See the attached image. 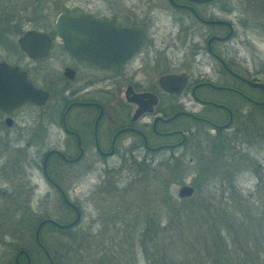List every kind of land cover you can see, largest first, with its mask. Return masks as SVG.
I'll list each match as a JSON object with an SVG mask.
<instances>
[{"label": "flooded vegetation", "instance_id": "obj_1", "mask_svg": "<svg viewBox=\"0 0 264 264\" xmlns=\"http://www.w3.org/2000/svg\"><path fill=\"white\" fill-rule=\"evenodd\" d=\"M124 1L132 2L114 0L108 16L92 15L83 10L58 12L108 22L114 30L120 31L115 45L117 61L106 64L76 57L65 48L54 27L58 13L53 21L48 13V21L41 27L36 18L18 16L21 6H17L15 0L11 11L7 6L0 8V63L7 66L0 67V143L13 153L12 161L8 158L6 164L0 163V174L8 184L16 180L11 189L7 188V195L14 196L16 201L21 199L22 210L31 209L34 204L37 163L32 148L40 116L37 114L46 106L48 146L54 145L56 148L51 149H58L67 160L51 154L46 160V175L42 171V159L40 171L64 205L60 191L70 200L68 188L50 172L49 163L53 158L66 165L87 160L89 164H101V170L110 174L121 170L154 172L157 169L154 164L183 163L186 155L196 154L201 142L192 143L191 139L200 130L206 135V128L212 129L214 134L220 131L233 139L242 137L245 127L258 125L259 118L255 117L264 111V105L253 102L262 100L264 93L240 78L250 82L264 81H261L259 68L249 65L254 56L247 60L237 55L236 48L247 46L251 54L256 53L249 35L257 37L261 29L264 30V0H247L255 3V14L234 10L229 0H221L220 10L217 9L218 0H167L171 13L156 12L159 17H166L163 22L155 13L140 11L136 14L131 8L120 6ZM139 1L148 3V0ZM244 3V0L237 1L238 6ZM176 4L189 6L195 13ZM176 12L182 17H176ZM129 28H134L135 33L128 34ZM29 31L46 36V50H42L43 41L36 36L25 41L29 52L21 48L22 38ZM198 33L205 35L203 45L194 39ZM137 36L138 43L132 50ZM212 36L219 38L208 42ZM188 55L193 57L192 62L196 56L211 58L217 66L214 75L194 77L191 70L180 69L181 61L188 59ZM20 72L33 88L46 92L42 104H18ZM180 74L184 84L175 91L178 80L175 76ZM7 75L12 78V84L5 79ZM169 75L173 78L161 81ZM209 91L222 93V96L218 98ZM207 108L221 115L212 116ZM55 111L59 112L56 127L51 122V114ZM222 125L226 126L217 127ZM50 134L55 135V144L49 141ZM20 151L22 156L16 158L15 153ZM191 160L189 156L188 161ZM19 185L24 187V192L18 190ZM73 203L81 214L79 204ZM19 206L16 202V208Z\"/></svg>", "mask_w": 264, "mask_h": 264}, {"label": "rangeland", "instance_id": "obj_2", "mask_svg": "<svg viewBox=\"0 0 264 264\" xmlns=\"http://www.w3.org/2000/svg\"><path fill=\"white\" fill-rule=\"evenodd\" d=\"M15 1L19 3H17V6H21L18 16L36 18V20H38V25L41 27H44V24L47 23L48 13H50L51 21L54 20L55 15L59 11L66 9L72 12L83 10L92 15L108 16L111 11L110 7L114 3V0ZM232 1L234 2L231 3V0H229V4L234 6V10L255 14V3L253 1L248 2L244 0V6H238V0ZM220 3L221 0H218V10H220ZM13 4L14 0H4L0 3V8L3 9L7 6L6 9L11 11ZM163 4H165V6H163ZM124 5L129 9L131 8L130 11L136 14L140 11H147L149 13H155L154 15L156 17H159L156 12L171 13L172 11V9L167 6V0H148V3L132 0L131 3H129V1H124L120 4V6L123 7ZM260 10L262 11V8ZM175 16L182 17V14L176 12ZM159 18L160 21L163 22L165 21L163 18L166 17L162 18V16H160ZM1 22L5 23L3 20H1ZM195 36L194 39L203 45L205 35L198 33ZM249 37L255 43L256 53H252V55L248 50L249 47L245 46L236 48L237 55L243 56L247 60L252 59L254 56L253 62H249V65L259 68L261 72V81H264V30L261 29L257 37L252 35H249ZM257 40L259 42H256ZM181 54L183 56V51ZM188 57V59L181 61L180 69L191 70L194 77L209 78L214 75L213 72L217 69V66L211 58L206 55L196 56V60L192 62L193 57L191 55H188ZM209 92L210 94H215L218 98L222 96V93ZM207 110L209 113H212V116L219 117L221 115L219 111L212 108H207ZM37 115L40 116L36 123L35 147L32 148L37 163L35 173L37 190L34 196V204L31 205V209L22 210L21 199L20 201H16L15 198H13L14 196L8 197V190L11 189L10 186H12L13 182L15 183L16 180L12 179L9 182L10 184H8L3 175L0 174L2 175V177L0 176V264H12L15 252L21 248H28L31 251L32 264H47L43 256L34 248L32 236L33 226H35L39 219L46 216L60 221L61 223L68 222L73 217V214L62 203L57 193L51 189L42 178L40 171L42 155L48 149L56 147H53L54 145L48 146V107L46 106L42 111H38ZM51 115V122L56 127L59 124V112H52ZM255 116L256 114L253 117ZM255 119L259 120L257 127L254 129L252 127H245L242 137L235 138L236 144L233 145V148L230 150L227 149L224 152V156L227 157V159L230 157L236 158V165L234 166V169L238 166L237 173L234 176L236 187L240 190V194L247 198V202L251 203L250 209L252 210H254V207H258L256 204H253V201L257 203V198H262V187L260 191H256L255 187L257 183H259L258 175H255L251 169L259 162L264 166V111L260 112ZM206 131L207 135L200 130L197 135L191 139L192 143L197 140L202 143L201 146L202 148L204 147L202 151L206 150L207 146H204L205 143L210 141L214 136V131L212 129L206 128ZM54 140H56L55 135L50 134L49 141L55 144L56 142ZM247 141L250 142L248 143ZM199 150L200 149H197L196 151ZM72 151H75V149H72ZM188 151L190 150L188 149ZM21 152L22 151L15 153V157L22 156ZM207 152L208 151H206L204 159L198 158L196 154L186 155L179 172L175 171V177L169 180L166 179V176L170 174L169 170L172 168L173 162L163 163V165L154 164L153 167L157 168L154 172L145 170L142 171V173H136L135 170H128L126 172L121 170L116 174H110L109 172L106 173L104 170H101V164H89L87 160H83L74 165H66L58 159L53 158L49 163V168L55 178L61 184L67 186L70 200L79 204V207L82 209L80 221L73 228L72 234H77L92 243H97L101 240H105V238L102 237L105 236V234L112 237L114 240H118L127 232L128 234L132 232L137 237L145 221L163 226L167 221V215H173V208L175 209L179 205L180 198L177 196L179 186L183 183H189L193 186V194H195V187L191 184V179L195 175L198 166L200 167L204 163L206 167L209 165V162H207L209 158ZM12 154V151H7V149L3 148V144L0 143V163L4 161L3 164H6L8 158L12 161ZM189 156H192L191 161H188ZM109 164L111 165V163ZM206 172H208V170H206ZM208 173L215 175L213 172ZM4 176L6 177V175ZM180 176L182 177V183H179ZM166 181H168L167 188L164 187ZM5 182L7 185H4ZM213 185L214 183H209L207 187L200 188V193L198 195L195 194L197 196L189 203L190 206H192L191 209L194 208L196 204L199 203L198 206H200L201 203H203H200L198 196L206 199V195L213 193ZM17 188L21 190V192H24V187L22 185H19ZM47 192L49 193L48 197L46 196ZM214 194L218 199L219 193ZM11 199L20 203V206L16 208V202ZM206 228L207 226L198 227V224L195 223V226L192 227L191 236L200 235L199 229L205 230ZM115 230L118 231L116 232ZM219 230L223 235L225 234V228L223 226H220ZM187 233L189 234V231H187ZM42 235L43 240L52 248L57 247V245L65 241L59 238L56 232L49 228H44ZM246 240L252 243L253 236L246 237ZM227 243L228 246L231 247L230 240H228ZM136 259V264H145L139 253Z\"/></svg>", "mask_w": 264, "mask_h": 264}, {"label": "trees", "instance_id": "obj_3", "mask_svg": "<svg viewBox=\"0 0 264 264\" xmlns=\"http://www.w3.org/2000/svg\"><path fill=\"white\" fill-rule=\"evenodd\" d=\"M235 138L229 139L220 131H216L211 140L205 143L206 150L202 151L204 147L199 143L197 149L200 150L196 151V156L204 159L208 151L209 165L206 167L204 163L197 167L191 184L198 195L201 187L205 188L209 183H214L213 193L206 195V199L198 196L200 203H203L200 206L199 203L196 204L192 209L189 203L197 195L180 198L178 207L173 208V215H167L163 226L145 221L137 237L134 233L127 232L118 240H114L105 234L102 236L105 240L92 243L82 236L72 234L73 228L79 222L66 229H59L47 223L39 232V241L48 250L54 264H136L138 253L145 264H264V166L259 162L251 169L258 175L256 191H260L262 187V198L258 197L257 203L253 201L258 207L252 210L251 203L247 202V198L242 196L236 187V158L227 159L224 156V152L236 144ZM182 164L174 162L166 179H173ZM202 174L205 175L201 176ZM181 178L180 176L179 183H182ZM167 184L168 181L164 184L165 188ZM214 193H219L218 199ZM67 208L73 214L72 210ZM195 223L198 227L207 228L199 229L200 235L191 236ZM220 226L225 228L224 235L219 230ZM44 228L55 231L57 236L65 241L52 248L43 240ZM34 229L35 226L32 236ZM248 236H253L252 243L246 240ZM228 240L231 247L228 246ZM33 245L46 260L41 249L35 243ZM25 250L31 256V251L28 248ZM19 263L25 264L22 256Z\"/></svg>", "mask_w": 264, "mask_h": 264}, {"label": "water", "instance_id": "obj_4", "mask_svg": "<svg viewBox=\"0 0 264 264\" xmlns=\"http://www.w3.org/2000/svg\"><path fill=\"white\" fill-rule=\"evenodd\" d=\"M197 2H204L208 0H193ZM177 7H185L189 9L191 12L195 13L192 8L186 5L176 4ZM208 23L210 22H220V21H206ZM54 27L56 34L58 37L62 40L63 45L65 48L74 56L76 57H84L91 59L92 61L100 64H106V63H113L117 61V57L115 55L116 52V40L118 35L120 34V31L114 30L112 26L108 22H99L95 21L93 19L83 17V16H71L69 14L60 12L56 15L54 20ZM134 32V28L127 29V33ZM138 35V34H137ZM36 38L41 39L42 42V50H46L47 47V38L44 34L36 33L34 31H29L24 34V37L22 38V43H20L21 48L29 52V46L25 43V41L29 38ZM213 38H219L216 36H212L208 39V42ZM138 43V36L132 43V50L135 48V46ZM131 50V49H129ZM118 52V51H117ZM6 66L2 63H0V67ZM7 67V66H6ZM4 78V77H3ZM173 76H165L161 79V81L166 82L172 79ZM177 80V88L175 91H179L182 85L184 84V78L183 75L180 74V76H175ZM5 79H9V82L12 84V78L5 76ZM20 101L18 104H21L23 102H30L35 104H42L44 100L47 97V94L45 91L35 89L33 88L28 80L25 78L24 73L20 72ZM245 83L251 85L252 87L258 88L263 91L264 93V83L261 82H250L248 80H245L243 78H240ZM215 88H221V87H215ZM255 105L263 106L264 105V98L260 101H254ZM215 106H220L216 105ZM226 125L217 126L218 128L224 127ZM216 127V126H215ZM80 150V149H79ZM56 154L60 156L63 160H67L63 154L58 149H50L47 150L44 153V156L42 158V171L44 175H46V160L49 155ZM81 152L77 155L76 158L80 156ZM194 192V188L189 183H183L179 186L177 190V196L178 198H187L190 197ZM61 197L63 202L72 209L73 211V217L70 221L65 223H60L56 221L55 219L51 217H44L40 219L35 226L34 232H33V240L34 243L41 249L43 252L47 263L48 264H54L53 260L48 252V250L41 244L39 241V232L41 228L49 223L51 225H54L56 228L59 229H66L70 228L74 225H76L80 220V211L78 207L70 201L66 195L60 191ZM22 256L25 259V264H30V257L28 252L21 248L18 249L13 257L12 264H19V257Z\"/></svg>", "mask_w": 264, "mask_h": 264}]
</instances>
